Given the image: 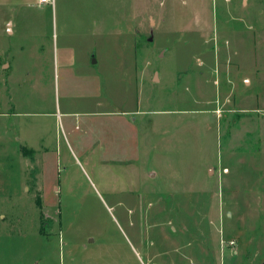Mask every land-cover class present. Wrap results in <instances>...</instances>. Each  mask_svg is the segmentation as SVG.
<instances>
[{
	"label": "rangeland",
	"instance_id": "1",
	"mask_svg": "<svg viewBox=\"0 0 264 264\" xmlns=\"http://www.w3.org/2000/svg\"><path fill=\"white\" fill-rule=\"evenodd\" d=\"M54 1L0 39V264H264V0Z\"/></svg>",
	"mask_w": 264,
	"mask_h": 264
},
{
	"label": "crops",
	"instance_id": "2",
	"mask_svg": "<svg viewBox=\"0 0 264 264\" xmlns=\"http://www.w3.org/2000/svg\"><path fill=\"white\" fill-rule=\"evenodd\" d=\"M33 0H0V12H6L8 14V16H2V20H0V39H8V37H14L17 34L21 37L24 36H31L32 32L29 29L30 27H34L35 26V22L32 18V11L30 10L33 5H32ZM37 6H44V5H50L54 8V5L51 4H41L40 0H37ZM55 3V2H54ZM137 8V7H136ZM124 13H126L125 15H128V10H126ZM132 18L138 19L139 18V12L138 11H133L131 14ZM125 20L129 21V17L126 16ZM44 22V20L42 21ZM144 25V23H143ZM33 30V28H31ZM34 32V30H33ZM35 34V33H34ZM11 68V64L8 63L7 61L4 60H0V69L3 72L9 71V69ZM4 74V73H2ZM158 226L157 223H155L154 227L152 228V230L154 228H156ZM166 242V239L165 241ZM138 243L140 244V249H144V251L146 252V258H150V257H154L156 255H154V253L150 250V248H147V244L146 241L143 238H140ZM149 247V246H148ZM149 260V259H148ZM71 261H73V258H71ZM61 263L60 264H67V262H65V253L62 252L61 253ZM75 264L74 261L70 262L68 264ZM144 264H147L144 263Z\"/></svg>",
	"mask_w": 264,
	"mask_h": 264
},
{
	"label": "built area",
	"instance_id": "3",
	"mask_svg": "<svg viewBox=\"0 0 264 264\" xmlns=\"http://www.w3.org/2000/svg\"><path fill=\"white\" fill-rule=\"evenodd\" d=\"M54 0H40V3L41 4H51V5H54Z\"/></svg>",
	"mask_w": 264,
	"mask_h": 264
},
{
	"label": "water",
	"instance_id": "4",
	"mask_svg": "<svg viewBox=\"0 0 264 264\" xmlns=\"http://www.w3.org/2000/svg\"><path fill=\"white\" fill-rule=\"evenodd\" d=\"M155 80L157 81V76H156Z\"/></svg>",
	"mask_w": 264,
	"mask_h": 264
}]
</instances>
